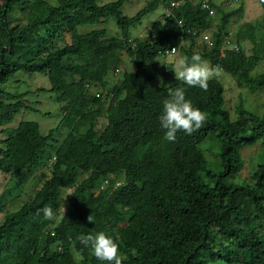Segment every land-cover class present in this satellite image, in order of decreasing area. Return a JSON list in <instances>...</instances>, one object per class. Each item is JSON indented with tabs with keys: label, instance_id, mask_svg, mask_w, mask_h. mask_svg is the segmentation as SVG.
<instances>
[{
	"label": "trees",
	"instance_id": "trees-1",
	"mask_svg": "<svg viewBox=\"0 0 264 264\" xmlns=\"http://www.w3.org/2000/svg\"><path fill=\"white\" fill-rule=\"evenodd\" d=\"M126 1L99 6L97 0H0V85L18 72L42 74L47 91L62 103L57 126L41 135L34 122H13L31 110L24 101L28 93L0 89V172L23 178L46 157L50 170L33 198L0 224V264H107L78 239L100 231L117 237L122 264H264V160L250 183L232 182L242 167L241 150L264 140V112L239 104L232 120L219 81L211 79L206 91L189 87L171 67L149 61L165 58L172 47L190 60L196 53L191 39L213 29L212 46L197 53L240 88L264 89V73H252L264 57V0H257L261 18L234 33L237 51L222 46L231 21L242 18V4L224 12L211 0H148L126 17ZM176 1L181 4L172 7ZM159 6L163 19L132 39L130 29ZM16 10L25 23L12 25ZM109 16L119 36L104 27L78 32ZM243 41L251 43L250 55ZM123 53L134 71L119 73ZM114 71L116 81L109 85ZM158 77L163 85L155 83L161 84ZM177 87L207 120L169 142L160 117L169 89ZM100 118L106 121L102 129ZM62 128L68 131L58 141ZM209 134L218 146L217 173L199 148ZM117 178L121 185L112 190ZM104 179L108 188L96 192ZM68 189L71 200L57 221L58 199ZM45 206L53 208V219L44 218Z\"/></svg>",
	"mask_w": 264,
	"mask_h": 264
},
{
	"label": "rangeland",
	"instance_id": "rangeland-1",
	"mask_svg": "<svg viewBox=\"0 0 264 264\" xmlns=\"http://www.w3.org/2000/svg\"><path fill=\"white\" fill-rule=\"evenodd\" d=\"M51 4H55L56 0H47ZM116 0H97V5H105ZM192 2H197V0H190ZM148 0H127L122 8L121 14L126 17L134 16L138 11H140L146 4ZM215 4L216 8L228 12L236 9L240 4L243 5L242 18L239 21L233 19L228 26V32L231 33L232 39H234V33L236 32L238 26L245 22H252L254 20H259L262 15V9L257 0H211ZM163 7L159 6L153 12L145 15L141 22L130 29V35L132 39L137 37H144L152 25L153 22L163 19L164 16ZM214 14V11L212 12ZM19 10H16L11 15L12 25L17 23H25V19ZM106 28L109 36H119V29L113 17L109 16L104 20V23H99L93 26H82L78 28L79 33L88 32L93 29ZM213 34V29L203 31L200 35L193 37V51L200 52L207 47L206 41L211 39ZM234 41V40H233ZM188 46V43L185 44ZM243 52L246 55L251 54L252 45L248 41H243L241 43ZM208 48V47H207ZM206 48V49H207ZM184 56L179 51H177L175 57ZM175 57L173 58H152L149 59L151 62H157L161 64V67L165 70L169 67L176 73L175 67ZM119 73L123 71H134L135 66L132 59L128 55H122V61L118 67ZM159 75L162 72L159 68ZM253 74L264 73V57H262L257 65L254 67ZM161 76V75H160ZM161 77H158L160 80ZM213 79L220 82L224 89L225 97V108L229 111L232 120L236 118L235 107L242 104L245 109L250 112L261 115L264 112V89H258L255 91H249L245 88H240L235 80L221 71ZM116 81V77L112 73L108 76L109 85ZM157 85H161L155 82ZM49 81L45 75L42 74H23L15 73L5 84L0 85V89L11 95H18L27 92L28 94L24 97L26 105H28L31 110H26L19 113L15 121H30L34 122L39 127V132L41 135H46L47 131L55 128L62 117L60 103L56 97L55 93L47 91L49 89ZM41 90V91H40ZM105 118H100L97 123V127L102 129L105 125ZM66 128H62L59 135H57L58 141H61L66 133ZM216 137L214 134H209L203 142L200 144L199 148L202 150L206 161L208 162L210 168L214 173H217L218 169L215 168L216 163L219 161L218 158V146L216 144ZM43 158V157H42ZM242 167L232 178V182L235 183H250L252 174L255 171L256 166L259 162L264 160V140L260 141L252 146L245 147L241 150ZM47 157L43 160L41 165L36 169L32 170L25 177H14L10 174H4L0 172V196H1V212H0V224L3 222L4 218L10 213L16 211L21 205L33 198L36 190L42 185V183L50 176V170L47 163ZM21 178V180H20ZM119 180V178H117ZM73 189L63 190L60 198L58 199V210L57 217L55 220H59L64 214V208L66 210L68 202H70L72 197ZM67 197V198H66ZM223 264V263H216Z\"/></svg>",
	"mask_w": 264,
	"mask_h": 264
},
{
	"label": "clouds",
	"instance_id": "clouds-1",
	"mask_svg": "<svg viewBox=\"0 0 264 264\" xmlns=\"http://www.w3.org/2000/svg\"><path fill=\"white\" fill-rule=\"evenodd\" d=\"M172 51L175 52V49ZM175 67L177 79L189 87H199L205 91L209 81L221 72L219 66H212L199 53H193L190 60L185 56L175 57ZM160 83L163 85L162 80ZM168 97L163 101V115L160 117L161 126L166 130L165 139L167 141H175L179 131L191 135L204 126L207 113L194 107L192 102L186 99L183 87L170 88ZM40 211L46 220L53 219L55 215L51 206H45ZM87 219L92 222L91 215ZM78 239L82 245L91 248L92 254L99 261H105L107 264H122L125 259L121 254L117 237L108 235L105 231H100L95 235H81ZM78 258L82 259L79 256Z\"/></svg>",
	"mask_w": 264,
	"mask_h": 264
},
{
	"label": "built area",
	"instance_id": "built-area-1",
	"mask_svg": "<svg viewBox=\"0 0 264 264\" xmlns=\"http://www.w3.org/2000/svg\"><path fill=\"white\" fill-rule=\"evenodd\" d=\"M205 1L206 0H203V5H205ZM179 4H181V2H172L171 3V6L172 7H177L179 6ZM167 14H168V11H166ZM187 34L193 36L194 33L191 32V31H187ZM206 44H207V47L210 48L212 46V40L209 39L206 41ZM226 49H231V50H238V46L237 44L233 41L232 37H231V33L229 32L227 34V36L224 38V41H223V46H222V50H225ZM172 49H175V52L172 51ZM178 49L176 47H172L170 48L169 50H166L165 52H163L162 56H164L165 58H173L176 56V53H177ZM221 54L223 55V51L221 52ZM113 76L117 77L118 75V71H114L112 73ZM99 95L96 94V97H98ZM121 185V181L120 180H115V182L113 183V186H112V190L119 187ZM109 186V180L108 179H104L101 183H100V186L98 187L97 191H102V190H106Z\"/></svg>",
	"mask_w": 264,
	"mask_h": 264
}]
</instances>
